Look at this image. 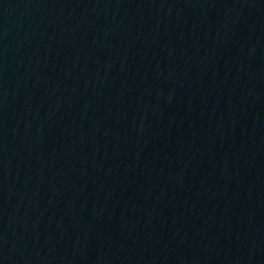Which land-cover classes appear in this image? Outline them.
I'll list each match as a JSON object with an SVG mask.
<instances>
[{"label": "water", "instance_id": "1", "mask_svg": "<svg viewBox=\"0 0 264 264\" xmlns=\"http://www.w3.org/2000/svg\"><path fill=\"white\" fill-rule=\"evenodd\" d=\"M0 264H264V0H0Z\"/></svg>", "mask_w": 264, "mask_h": 264}]
</instances>
